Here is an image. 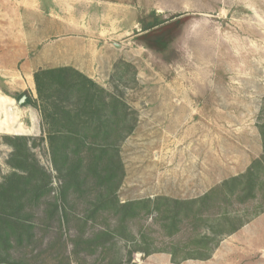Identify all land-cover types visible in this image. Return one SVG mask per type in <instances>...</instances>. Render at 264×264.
Returning a JSON list of instances; mask_svg holds the SVG:
<instances>
[{"label":"rangeland","instance_id":"1","mask_svg":"<svg viewBox=\"0 0 264 264\" xmlns=\"http://www.w3.org/2000/svg\"><path fill=\"white\" fill-rule=\"evenodd\" d=\"M123 1L124 32L114 27L109 61L87 72L142 117L140 128L121 145L125 177L117 196L121 203L141 201L173 188L175 195L182 191L187 199L161 201L153 213L139 209L137 218L128 222V233L119 235V224L107 212L95 211L97 190L91 179L81 193L61 194L46 120L39 108L19 105L24 92L26 101L38 98L37 71H0V183L12 172L8 161L13 149L6 137H28L32 153L53 176V191L31 212L32 244L13 253L19 264H143L172 250L179 259L200 257L207 252L206 244L196 240L209 229L210 222L202 221L207 213L200 220L197 204L175 219L174 212L182 209L175 202L195 200L190 199L191 190H212L246 173L258 159L263 168L255 171L256 197H226L210 214L227 211L231 222L223 228L230 231L248 222L239 230V240L264 241V218L249 226L264 213V0ZM153 12L168 23L142 32L141 21L151 22ZM115 45L127 48L124 55H117ZM8 95L16 99L1 100ZM159 175L167 183L161 189L155 183ZM105 232H114L113 239L103 236ZM228 237L214 238L221 242ZM248 247L249 253L256 249ZM261 256L249 255L244 262L262 264ZM191 261L202 260L178 264L200 263Z\"/></svg>","mask_w":264,"mask_h":264},{"label":"trees","instance_id":"2","mask_svg":"<svg viewBox=\"0 0 264 264\" xmlns=\"http://www.w3.org/2000/svg\"><path fill=\"white\" fill-rule=\"evenodd\" d=\"M149 19L152 21H141L142 32L149 33L168 23L155 12L149 15ZM34 80L38 98L27 97L24 106L39 108L46 120L47 142L54 170L62 181L60 192L64 197L71 190L75 194L81 193L91 179L97 190L95 211L107 212L119 224L122 230L118 228L116 232L122 235L128 233V222L137 218L139 209L148 213L157 212L161 201L173 200L159 197L156 201L147 199L121 203L118 199L117 193L125 177L121 145L134 134L138 125L136 111L125 100L72 67L39 70L34 74ZM26 95V92L22 93V97ZM10 97L16 99L13 95ZM5 140L13 152L8 161L12 172L0 183V264H19L21 262L14 258L13 253L32 244L34 226L31 212L42 198L53 191V176L32 153L28 137H6ZM262 161L256 160L246 173L225 181L199 199L175 202L182 208L180 212H174L175 219L184 210L201 204L198 212L200 220L205 211L207 219L202 221L210 222V226L202 239L196 240L198 244H206L207 252L200 257L189 255L179 259L177 251H169L174 263L209 260L220 244L214 238L217 234L231 236L248 224L246 222L227 231L223 226L231 222L230 213L210 214V211L226 197L254 199L255 171L263 168ZM154 204L156 207L151 208ZM185 217L189 218V215ZM111 233L102 235L111 240L114 232ZM124 238H129V234ZM213 241L216 243L209 247Z\"/></svg>","mask_w":264,"mask_h":264},{"label":"crops","instance_id":"3","mask_svg":"<svg viewBox=\"0 0 264 264\" xmlns=\"http://www.w3.org/2000/svg\"><path fill=\"white\" fill-rule=\"evenodd\" d=\"M125 5L123 0H114L113 3L104 0H0V56L4 57V60H0L3 64L0 65V71L8 72L15 69L39 71L72 67L85 73L92 80L97 79V76L88 75L87 72L96 68V65L102 67L106 61H109L108 41L116 38L114 27L120 26L123 32L125 30ZM84 13L86 16L83 15ZM85 19L88 21L85 22ZM122 37L125 38V34ZM114 48L117 49V55L119 53L124 55L127 50L125 46L119 45H115ZM31 55L35 58L31 59ZM62 59L65 62L58 64ZM50 62L57 64L48 65ZM3 99L5 103L13 101V98L9 96L1 100ZM137 113L141 119L138 111ZM140 123L138 122L137 129L140 128ZM162 179L159 175V180L155 182L157 189H161L163 183H166L162 182ZM202 182L204 183V178ZM207 191L204 186L201 190L198 188L191 190L190 199H198ZM179 193L180 195H175L172 188L165 194L155 193L150 196V199L159 197L187 199L182 196V191ZM262 218H264V213L249 222V226L258 223ZM242 231L221 241L209 260L198 261L200 263L191 262L245 264L244 259L247 256L260 254L262 264H264V241L251 244L243 239L239 240L237 236L241 235ZM249 244L256 248L253 252L250 251L252 254L249 253ZM143 264L178 263L173 262L170 254L162 253L152 259L143 260Z\"/></svg>","mask_w":264,"mask_h":264},{"label":"water","instance_id":"4","mask_svg":"<svg viewBox=\"0 0 264 264\" xmlns=\"http://www.w3.org/2000/svg\"><path fill=\"white\" fill-rule=\"evenodd\" d=\"M153 34H158L157 30L155 32H152ZM163 33V32H162ZM160 33V34H162ZM26 102V97L24 96V98H22L20 101H19V105H23L24 103Z\"/></svg>","mask_w":264,"mask_h":264}]
</instances>
